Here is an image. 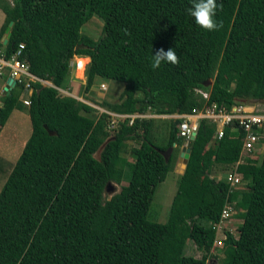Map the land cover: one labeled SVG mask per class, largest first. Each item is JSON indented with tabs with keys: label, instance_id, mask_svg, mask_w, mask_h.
Segmentation results:
<instances>
[{
	"label": "trees",
	"instance_id": "1",
	"mask_svg": "<svg viewBox=\"0 0 264 264\" xmlns=\"http://www.w3.org/2000/svg\"><path fill=\"white\" fill-rule=\"evenodd\" d=\"M216 2L223 26L207 31L188 14L191 0H0V55L20 49L17 59L51 83L29 82L28 106L19 98L24 82L1 97L0 130L13 109L26 107L31 133L0 190V264H208L212 226L226 202L243 210L242 222L237 236L226 231L219 264H264V147L237 165L243 186L230 187L212 169L235 165L243 131L228 124L218 138L216 124L201 119L159 223L148 209L185 143L181 119H169L164 145L155 143L151 117H126L110 128L111 113L171 115L264 100V0ZM93 16L103 22L97 39L82 33ZM161 48H173L179 63L152 68ZM74 56L89 57L85 91L96 78L124 82L119 100H103L99 112L60 94ZM128 172L127 184L106 199V184H121ZM187 242L194 255L186 254Z\"/></svg>",
	"mask_w": 264,
	"mask_h": 264
},
{
	"label": "rangeland",
	"instance_id": "2",
	"mask_svg": "<svg viewBox=\"0 0 264 264\" xmlns=\"http://www.w3.org/2000/svg\"><path fill=\"white\" fill-rule=\"evenodd\" d=\"M4 21V19H3ZM3 21L0 23V27L3 24ZM103 22L100 18L97 16H93L88 22H86L82 27V33L90 36L93 39H97L101 34V28H102ZM5 33L2 35L4 36ZM77 57L80 56H74L71 60V72L68 77V87L66 90L61 89L63 91L60 92L62 95H71L76 96L77 99L82 100L91 106H93L95 109H97L99 112L104 109L100 106V104L103 102V100H107L109 102H115L119 100V95L122 91V88L124 86V82L111 80V79H105V78H97L96 81L99 83L103 82L106 85L103 90L99 89L98 86H95L94 89L99 91H85V68L87 66L86 62L85 64L77 63ZM76 64V66H75ZM83 65L80 72L76 73V68ZM8 70V69H7ZM3 76V75H2ZM35 81V80H34ZM101 86V85H100ZM69 90V91H68ZM68 92V93H67ZM30 90L26 89L20 94V99H28V95L30 94ZM25 105V104H24ZM28 106V105H27ZM258 109H264V106L258 105ZM26 110V107L24 108ZM105 110V109H104ZM150 111V110H148ZM150 113H152L150 111ZM24 114V115H23ZM27 112H20L19 110L14 111L11 116L9 117L7 123L5 124L4 128L2 129L0 133V190L6 180V177L10 173L12 167L14 166L17 158L19 157L22 149H23V141H26L31 133V123L29 116L26 115ZM176 114H171V116H164L163 119H156V124L154 126V136H155V143L158 145H164L166 143L167 139V123L169 122V119H174ZM148 117H150L148 115ZM22 120V121H21ZM115 122H110V128L111 130L117 126L119 123V120L121 118L114 119ZM155 120V119H154ZM185 142H187L184 139ZM129 147L135 146V142L129 141ZM186 145V144H183ZM177 149V154L178 150ZM263 152V149L261 151V154ZM96 156H99V153H96ZM125 156L129 161H132L133 158L129 154V150L125 153ZM176 168V167H175ZM229 168H222L220 166L215 165L212 169V176H214L216 179H225L226 173ZM127 177L122 181L121 184H117L115 182H112V185L115 186L116 193L120 191V188L122 185L127 184L128 179V173ZM180 175L175 172V170H171L164 181L160 182L154 192L150 207L148 209L147 218L151 221L163 223L167 220L168 210L170 207L171 200L175 194L178 180ZM243 186V183H242ZM112 192H108L107 190L104 192V197L108 199L111 196ZM243 210L237 209L235 207L234 213L232 217L230 218V221L227 222L228 226L231 228L227 231H229L233 236H237L238 232L236 228L239 224H241V219H238V216H242ZM187 248H186V254H193L195 253V249L192 242H187ZM223 247V244L220 246H217L215 250L213 251V258H210V261L208 264H219L222 260V253L221 248ZM197 254L199 252H196Z\"/></svg>",
	"mask_w": 264,
	"mask_h": 264
},
{
	"label": "built area",
	"instance_id": "3",
	"mask_svg": "<svg viewBox=\"0 0 264 264\" xmlns=\"http://www.w3.org/2000/svg\"><path fill=\"white\" fill-rule=\"evenodd\" d=\"M22 45L20 44V48ZM20 49L16 51L14 55L9 58H5L0 55V75L7 68L8 77H12L15 82H24V87L30 92L32 88L29 82L43 80L37 78L31 74L28 70V66L21 63L17 59ZM16 84V83H15ZM51 85V83H49ZM104 87V84H101ZM62 91V90H61ZM203 98H208V93L199 91ZM25 105H29V99L25 98L22 100ZM258 104H234L230 108L224 105L219 106L216 103L203 106L202 108H192L191 112L176 114V118L181 119L178 124V134L180 137L186 141L190 140L193 133L197 132L199 121L205 119L210 123L216 124L215 134L218 138L223 135L224 127L228 124H234L243 131L242 144L240 150V156L235 163V165L226 173L225 181L230 185V187H241L243 180L241 174L237 171V165L245 163L247 157H255L259 154V151L264 147V109H258ZM1 106V104H0ZM114 117L111 123L115 122V117L117 118H130V122L135 117H147V115L140 114H116L111 113ZM234 213V206L230 202H226L220 213V218L218 222L213 223V228L215 229V238L213 241V246L211 251H213L217 246L223 244L226 238V231L231 229L227 222L230 221Z\"/></svg>",
	"mask_w": 264,
	"mask_h": 264
},
{
	"label": "clouds",
	"instance_id": "4",
	"mask_svg": "<svg viewBox=\"0 0 264 264\" xmlns=\"http://www.w3.org/2000/svg\"><path fill=\"white\" fill-rule=\"evenodd\" d=\"M222 5H218L216 0H191V7L187 9L188 14L194 18V22L207 31L219 30L223 25L222 21L215 19L216 11ZM162 63H179V56L173 48L156 50L153 54L151 67L156 69Z\"/></svg>",
	"mask_w": 264,
	"mask_h": 264
},
{
	"label": "crops",
	"instance_id": "5",
	"mask_svg": "<svg viewBox=\"0 0 264 264\" xmlns=\"http://www.w3.org/2000/svg\"><path fill=\"white\" fill-rule=\"evenodd\" d=\"M3 19H4V13L0 10V23L3 21ZM2 38H3V36H2ZM89 61V57H86V56H80V57H77V62H76V64L77 63H82V64H85L86 62H88ZM76 66V65H75ZM82 67H83V65H81V66H79L78 68H76L77 70H76V73H78V72H80L81 71V69H82ZM8 70H7V68L3 71V73L0 75V102H1V97H2V94H3V91H5L4 90V87H5V85H6V79L8 78ZM3 75V76H2ZM97 79V78H96ZM96 79H95V81H94V83H93V85H92V87L90 88V92H91V90L92 91H97V90H95L94 89V87L95 86H98V88L99 89H101V84H104V86L106 85L105 83H103V82H101V83H99L98 81H96ZM42 83L44 84V85H48L49 84V82H47V81H42ZM12 87H10L9 88V90L11 89ZM69 88V87H68ZM105 88V87H104ZM104 88H102L101 90H103ZM8 90V91H9ZM97 92H99V91H97ZM68 93V92H67ZM73 97H76V96H73ZM22 100V99H21ZM16 110H19V109H13V111L11 112V114L14 112V111H16ZM104 109H102V111H103ZM20 112H27L25 109H22V110H19ZM11 114H10V116H11ZM24 115V114H23ZM26 115H28V113L26 114ZM145 115H147V117H148V115L151 117V118H153V119H155V124H156V119H163V117L164 116H171V115H160V114H154V113H150V111H148V113H146ZM9 116V117H10ZM29 116V115H28ZM9 119V118H8ZM8 121V120H7ZM7 121H6V123H7ZM22 121V120H21ZM5 123V124H6ZM5 124L3 125V127L1 128V130H0V133H1V131H2V129L4 128V126H5ZM155 124H154V126H155ZM25 142L26 141H23V144H22V146H24V144H25ZM184 144H186V142L184 143ZM187 145V144H186ZM176 145H174L173 147H175ZM183 146V144L180 146V148H179V150H178V154H177V158H176V161H175V164H174V166H173V168H172V170L174 171L175 170V172L177 171V173L179 174V175H181L182 173H183V171H184V168H185V164L181 161V158H180V151H181V147ZM172 150H173V148H172ZM172 152V151H171ZM176 167V168H175ZM7 178V177H6Z\"/></svg>",
	"mask_w": 264,
	"mask_h": 264
},
{
	"label": "water",
	"instance_id": "6",
	"mask_svg": "<svg viewBox=\"0 0 264 264\" xmlns=\"http://www.w3.org/2000/svg\"><path fill=\"white\" fill-rule=\"evenodd\" d=\"M12 24H13V21H10V22L8 23V26H7L6 29H5V35H4L3 38H2L3 44H5V43L7 42L8 38H9L10 35H11L10 27L12 26ZM15 83H16V82H15V80H14L12 77H8V78L6 79V85H5V87H4V90L8 92L9 88H10V87H13V86L15 85ZM209 83L211 84L212 81L210 80ZM255 103H256V104L264 105V100H259V101H256ZM44 127L47 128L46 125H44ZM47 130H48L49 134H53L52 131H50L49 129H47ZM195 135H196V133H193V134L191 135V137H190V140H193V139L195 138ZM174 145H175V144H173L171 147H168L167 150H165L164 152H162V154H163L165 157H167V156L171 153L172 148H173ZM100 150H101V148H100ZM98 153H99V151H98ZM189 154H190V147H188L187 145H183V146L181 147V151H180V154H179V155H180L181 161H182L185 165H186V163H187V161H188ZM106 190H107L108 192H112L111 196H112L114 193H116V189H115V186L112 185V181H110V182H108V183L106 184L105 191H106ZM105 191H104V192H105ZM111 196H110V197H111ZM110 197H109V198H110Z\"/></svg>",
	"mask_w": 264,
	"mask_h": 264
}]
</instances>
